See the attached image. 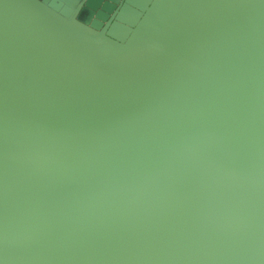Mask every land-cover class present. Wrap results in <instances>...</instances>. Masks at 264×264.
<instances>
[{
	"label": "water",
	"instance_id": "water-1",
	"mask_svg": "<svg viewBox=\"0 0 264 264\" xmlns=\"http://www.w3.org/2000/svg\"><path fill=\"white\" fill-rule=\"evenodd\" d=\"M0 264H264V0H0Z\"/></svg>",
	"mask_w": 264,
	"mask_h": 264
}]
</instances>
